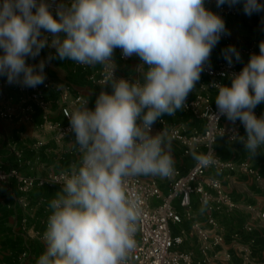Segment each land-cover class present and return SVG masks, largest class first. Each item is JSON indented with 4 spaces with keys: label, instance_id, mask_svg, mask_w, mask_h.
<instances>
[{
    "label": "clouds",
    "instance_id": "obj_1",
    "mask_svg": "<svg viewBox=\"0 0 264 264\" xmlns=\"http://www.w3.org/2000/svg\"><path fill=\"white\" fill-rule=\"evenodd\" d=\"M217 7L243 4L246 15L264 12L261 0H216ZM43 32L52 35L49 44ZM63 34V36H61ZM227 34L224 20L205 7V0H68L55 15L46 0L0 3V76L9 84L35 88L44 83L45 61L30 65L45 47L61 60L106 69L94 109L78 101L69 115L80 160L61 173L62 185L49 201L37 264H128L137 247L140 196L130 178L174 174L170 140L162 131L150 135L163 116H175L210 63L213 48ZM139 57L141 79L116 78L114 50ZM231 67L241 61L235 46L222 50ZM51 56L49 60H51ZM219 114L239 120L246 136H237L254 157L264 146V42L231 85L213 83ZM58 90L65 91L63 85ZM218 117H216V120ZM223 135V132L221 133ZM201 167L216 163L213 151L190 152ZM207 202L201 207L205 210Z\"/></svg>",
    "mask_w": 264,
    "mask_h": 264
},
{
    "label": "crops",
    "instance_id": "obj_2",
    "mask_svg": "<svg viewBox=\"0 0 264 264\" xmlns=\"http://www.w3.org/2000/svg\"><path fill=\"white\" fill-rule=\"evenodd\" d=\"M67 2L68 0H59V4ZM261 2L264 3V0ZM205 7L215 12L217 9L216 0H205ZM235 7L238 9L237 14L224 20L227 34L222 35L223 38L212 50L210 56L212 65L217 60L224 59L222 50L229 45L235 46L240 52L241 61L239 63H247L250 56L247 57L243 54V48L255 41L257 48L254 53L259 54V44L264 42V12L248 16L243 11L242 3L235 5ZM253 22L259 26L254 36L248 35L246 29V27L252 26L251 23ZM48 34L50 33L42 30V35L47 37L50 44L53 37L52 35L47 36ZM54 52L56 53L55 48L45 47L39 56L35 59L27 57L26 62L30 65H38L41 60H44L46 79L49 78L55 88L61 84L68 86L72 98L81 97L87 100L91 109H94L96 97L102 90L112 92L110 85L99 86L89 80L90 75L97 71L101 65H81L74 61L61 60L57 55L52 56ZM121 53L122 50L119 48L114 50L118 74L133 79H141L143 82L138 70L142 63L139 57L133 55L124 61L120 60ZM50 56L52 57L51 60H49ZM203 83L204 78L201 74L199 82L188 97H194L200 93H209L212 104L216 105V92L213 90L202 91ZM42 85H38V87L42 88ZM19 86L21 84H9L6 77L0 76V110L8 108L12 114L9 118L0 117V170L5 173L17 170L22 176L39 179L45 178L53 172L68 169L71 164L80 160L74 133L64 140H58L54 133L43 125L40 111L27 100V91L19 89ZM43 93L45 98L51 102V120L64 124L65 121L58 109L56 90L51 88L43 90ZM27 107L33 108L29 120L24 119V109ZM72 108L73 106H71V110ZM255 109L258 110L260 116L264 115V103L257 105ZM161 118L165 121V128L155 122L152 125L150 135L154 136L162 131L166 134V140H170L167 131L169 127L179 128L185 136H190L193 132H203V121L183 110H178L175 116H163ZM242 134L246 136L245 129H242ZM170 142L174 169L184 175L193 167L195 160L191 154L183 156L182 149L171 140ZM214 148L220 159L232 162L236 168L220 174L211 170L206 173L222 183L226 193L238 204V208L230 214L215 215L216 220L222 226L225 242L209 252L210 264H243L245 262L244 252L251 239L254 240L250 248L251 264H264V226L257 219V212L264 209V146H261L254 157L249 155L244 144L239 140L228 143L226 140L218 138ZM193 151L199 153L195 150L190 152ZM243 164H247L249 170L254 173L241 169L240 166ZM139 177L143 180H155L162 193L167 192V182L164 178L151 175ZM61 188L58 186L55 188H34L26 200L19 190L17 180L9 178L0 181V264H37L38 258L46 249L43 233L46 230L50 214L49 201ZM43 189H47L46 194L48 192L50 194L48 196L41 194L40 191ZM193 199V210L196 218L203 221L205 216L195 203V197ZM152 204L156 205L157 202L152 201ZM248 206L252 209H248ZM246 224L253 226V232L246 233L243 231ZM181 229L188 233L189 223L183 222L179 227H173L172 231L174 234H178ZM234 233L240 234L238 241L232 239ZM26 245L28 246V256L24 262H21L20 258L26 251ZM178 249L195 253L197 251L196 238H189ZM226 254L230 255L231 262L225 261Z\"/></svg>",
    "mask_w": 264,
    "mask_h": 264
},
{
    "label": "built area",
    "instance_id": "obj_3",
    "mask_svg": "<svg viewBox=\"0 0 264 264\" xmlns=\"http://www.w3.org/2000/svg\"><path fill=\"white\" fill-rule=\"evenodd\" d=\"M39 2V0H38ZM50 5V10L53 14L56 13L59 0H46ZM238 9L235 6L225 4L217 7L216 13L223 20L235 16ZM48 34L47 36H50ZM45 36H41L44 38ZM223 36H221V39ZM257 48V42H251L242 52L249 57L254 54ZM52 56H56L54 52ZM122 53L120 60H126ZM244 63L233 62L231 67L228 66L224 59H219L214 65L211 63L204 66L202 76L204 83L201 86L202 91L213 90L217 94V89L212 87L213 83L231 85L233 74L239 73L244 67ZM106 69L104 66L90 75L89 80L96 85L101 86V81L104 79ZM116 78H124L135 80L129 76L118 74L115 69ZM108 86V85H104ZM65 91L58 90L54 87L49 78L43 83L42 88H29L23 85L19 89L27 91V100L40 111V116L43 125L47 126L56 136L58 140H64L73 132L70 131L69 115L71 106L78 105V101L85 100L81 97L72 98L71 91L68 86H63ZM54 89L58 93V109L65 123L53 121L50 118L51 102L48 101L43 93V90ZM185 107L182 109L186 113H190L193 117L203 121V132H193L190 136H185L177 127H169L168 135L172 142L177 144L183 151V156L190 154V151L195 150L199 153L207 154L213 151L216 163L210 167H201L195 161L193 167L184 175L174 169V174L169 178H164L167 182V192L162 193L158 183L155 180H143L140 177L130 178L128 187L131 191L136 192L140 196L141 218L138 224V230L135 235L137 247L132 253L128 264H210L211 257L209 252L222 244H224V234L221 224L216 220V214H230L238 208V204L230 197L223 188L222 183L215 177L209 176L206 172L211 170L216 174L226 171H232L236 167L230 161L220 159L214 148L215 141L218 138L226 140L228 143H233L238 139L237 136H244L242 129H245L243 124L237 120L235 123L227 120L225 116L219 114L216 105L211 102L209 93L196 94L194 97H187ZM89 107V106H88ZM91 109V108H90ZM25 111V120H29L30 114L33 113L32 107H27ZM255 115L260 117L258 110L254 109ZM10 109H1L0 117H11ZM216 117L218 119L216 120ZM156 124L165 128L164 119L160 118ZM152 129V128H151ZM223 132V135L221 133ZM250 173L247 164L240 166ZM63 171H57L49 174L45 178L34 179L22 176L17 170H11L5 173L0 170V181H5L13 178L19 182V190L27 200L28 195L34 188L46 187L55 188L62 187L57 181L61 177ZM257 178L259 176L256 174ZM195 203L201 209L207 202L203 214V221L196 218L193 210L194 198ZM152 201L157 204L153 205ZM248 209H252L250 206ZM258 221L264 226V209L257 212ZM183 222L189 223V232L180 230L178 234H174L173 227H179ZM252 225H244L243 231L246 233L253 232ZM196 238L197 251H181L178 248L184 244L189 238ZM234 241L240 239V234L232 235ZM254 240L251 239L244 252L243 264H251L250 248ZM26 251L22 254L20 260H24L28 256V246H25ZM198 258H197V257ZM225 261L231 262L229 254L225 255Z\"/></svg>",
    "mask_w": 264,
    "mask_h": 264
},
{
    "label": "rangeland",
    "instance_id": "obj_4",
    "mask_svg": "<svg viewBox=\"0 0 264 264\" xmlns=\"http://www.w3.org/2000/svg\"><path fill=\"white\" fill-rule=\"evenodd\" d=\"M252 26L246 27L248 35L254 36L259 29V26L257 23L253 22L251 23ZM139 177V176H138ZM141 178V177H140Z\"/></svg>",
    "mask_w": 264,
    "mask_h": 264
},
{
    "label": "trees",
    "instance_id": "obj_5",
    "mask_svg": "<svg viewBox=\"0 0 264 264\" xmlns=\"http://www.w3.org/2000/svg\"><path fill=\"white\" fill-rule=\"evenodd\" d=\"M40 193L43 194V195H47V196L50 194L49 192H48V194H46L47 193V189L41 190Z\"/></svg>",
    "mask_w": 264,
    "mask_h": 264
}]
</instances>
